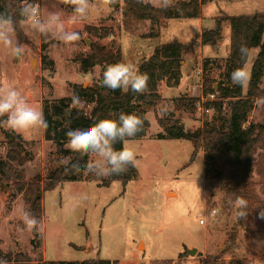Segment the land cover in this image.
Returning <instances> with one entry per match:
<instances>
[{
  "label": "rangeland",
  "instance_id": "rangeland-1",
  "mask_svg": "<svg viewBox=\"0 0 264 264\" xmlns=\"http://www.w3.org/2000/svg\"><path fill=\"white\" fill-rule=\"evenodd\" d=\"M178 1L182 0H174V4ZM94 3L99 6L98 10L75 24L68 22L71 8L60 6L66 11V29L82 34L83 38L74 44L65 45L21 29L25 38L21 43L25 48L21 59L14 58L0 45V85L16 87L44 117L46 113L51 115L48 128L18 133L0 127L1 159H6L10 149L9 134L15 135L25 147L29 159L21 171L26 184L37 175L44 183L56 168L63 166L59 164L61 159L72 158V154L65 152V134L71 129L69 119L55 114L50 107L52 103L76 95L81 104L67 103V107L91 116L96 97L92 93L77 92L75 86L87 90L101 83L107 66L97 65L83 72L77 60L80 55H89L94 43L107 48L120 47L124 62L138 69L140 62L149 58L157 46L174 39L183 43L195 39L194 52L182 62L188 81L176 88L164 80L159 89L162 100L154 105L142 103L150 121L147 135L128 140V146L137 157L136 178L125 188L119 180L103 186L102 181L108 177L84 170L79 173L80 180L65 181L44 190L43 213L37 218L40 232L21 231L24 225L19 209L30 211L25 193L19 192L15 183H7L0 177V247L5 254L23 252L31 264L97 257L114 264H202L206 257L224 249L234 229L237 244L233 253H226L218 264H227L233 254L246 264H264V236L256 238L252 234L259 223L252 219L246 226H238L234 204L225 203L220 189L206 187L207 154L203 151L191 162L193 145L189 140L158 138L165 133L159 119L167 126L183 124L190 131L200 128L205 117L215 120L214 110L205 112L203 109V104L213 99L211 95H204L203 83L210 80L215 89L232 84L231 73L236 67L228 61L230 23L222 22V39L215 45H203L201 35L206 29H213L216 19L224 14L264 13V0H219L203 8L202 23L198 19L172 18L160 24L148 19L126 18L123 14L125 0H116L112 5H105L103 0H94ZM151 4L159 7L158 0H151ZM46 11L42 8V13ZM87 26L112 27L114 33L100 39L87 32ZM258 52L259 49L250 52L246 65L251 76ZM44 57L49 62L45 63ZM260 86L264 88V76ZM244 88L246 91L247 86ZM185 97L199 99L196 110L178 108ZM256 100L250 121L264 123V104H257ZM94 158L95 154H90L89 160ZM254 181L264 201V185L256 166ZM83 195L87 196L86 200L81 199ZM214 210L216 214L212 215ZM200 219L205 223L201 224Z\"/></svg>",
  "mask_w": 264,
  "mask_h": 264
},
{
  "label": "trees",
  "instance_id": "trees-1",
  "mask_svg": "<svg viewBox=\"0 0 264 264\" xmlns=\"http://www.w3.org/2000/svg\"><path fill=\"white\" fill-rule=\"evenodd\" d=\"M219 0H182L178 1L173 8L162 10L151 3H141L140 0H125L123 14L129 19H148L153 23L160 24L168 19H196L201 18L205 5ZM18 0H0V11L10 10L15 13ZM17 19L19 17L17 16ZM228 21L231 27L230 54L228 61L236 68L240 67L242 61L239 48L243 44L247 46L249 52L259 49V52L252 64V76L247 89L233 84L220 85L215 89L214 82L205 80L203 83L204 95H213V99L203 104L205 112L214 110L217 114L215 120L205 117L203 125L195 131L186 130L183 124L167 126L162 119L159 123L164 128V134L158 136L159 139H186L193 145L191 162L199 153L205 152L207 159L205 162L208 171V179L205 185L209 189H220L224 193V201L227 205L234 204L237 196H242L248 202L249 212L246 219H238V226L246 224L255 219L259 227L252 232L256 238L264 236V219H259V211L264 208V201L260 198L254 181L255 166L260 182L264 185V123H253L250 121V113L254 108V102L258 97H264V88L260 86V81L264 76V13L242 15H222L216 19L213 29H206L201 35L202 44L205 46L215 45L222 39V22ZM127 23L126 25H131ZM87 32L104 39L114 33L112 27L87 26ZM17 37L22 43L24 35L21 28L16 29ZM195 39L188 42H180L174 39L172 42L157 46L153 54L143 59L138 67L141 73L149 76L148 90L143 94L134 93L131 90H112L102 85L96 88L84 90L82 86H75L76 91L84 94L92 93L96 97V107L91 116L86 117L80 114L74 107L71 113L68 112L67 103L72 104V98H63L58 103L51 104V110L61 116H67L71 129L86 128L100 119H116L123 112L125 114L135 113L144 119L142 131L137 133L132 139H140L147 135L150 121L146 116V109L142 103L154 105L162 100L159 93V86L164 80L169 86L176 87L180 84L182 77V62L188 54L194 52ZM249 59V58H248ZM80 68L83 72H88L97 65H105L124 62L121 48L113 45L107 48L98 43L91 47L89 55L78 57ZM44 62H49L44 57ZM248 62V60H247ZM220 92L218 96L216 94ZM178 108L196 110L199 99L195 97H185L181 99ZM45 119L48 127L51 115L46 113ZM47 127V128H48ZM10 149L6 159L0 158V177L7 183H15L19 192L25 193V200L31 213L40 218L43 213V191L51 190L65 181L80 180L79 173L87 170L84 165L89 160L90 154L81 155L66 150L67 154H72L71 162L79 163V171H65V166L56 168L50 177L43 183L39 175L35 176L29 184L23 180L21 167L29 159L23 143L13 134H9ZM117 143L115 147L121 148ZM213 163V168H210ZM136 167H129L120 175L109 176L102 181L101 185L109 186L113 181L119 180L124 188L137 176ZM240 211L237 209V212ZM236 230L230 232L227 243L223 250L217 255L206 257L202 264H218L226 253H233V247L237 244ZM231 244V245H229ZM0 260L7 264H31L28 256L23 252H8L5 254L0 247ZM36 264H114L112 261L99 257L84 261H40ZM160 264V263H155ZM227 264H246L244 259L233 257Z\"/></svg>",
  "mask_w": 264,
  "mask_h": 264
},
{
  "label": "clouds",
  "instance_id": "clouds-1",
  "mask_svg": "<svg viewBox=\"0 0 264 264\" xmlns=\"http://www.w3.org/2000/svg\"><path fill=\"white\" fill-rule=\"evenodd\" d=\"M116 0H103L105 5H112ZM141 3H151V0H140ZM71 8L68 22L75 24L87 19L98 10L94 0H18L15 13L10 10L0 11V45L9 50L16 59H21L25 53L20 43L16 29L19 26L25 33L35 34L45 39L51 37L65 45L80 41L83 37L79 31H69L65 27V9ZM159 8L168 10L175 6L174 0H158ZM42 8L47 11L42 13ZM17 16L19 19H17ZM239 54L244 62L231 73L233 85L246 87L251 79L247 70V60L250 52L247 46L241 45ZM149 76L141 73L136 67L125 62L109 64L102 73V85L112 89L131 90L143 94L148 90ZM257 104H264V97H258ZM81 104L79 96L73 95L72 105ZM0 127L14 132H24L33 128H47L48 124L42 111L28 103L20 91L11 85H0ZM144 119L135 113L121 112L116 119H100L86 128L70 129L66 132V148L73 153L85 155L94 153L95 158L88 160L84 167L98 176L109 177L125 173L128 168L137 164L136 153L128 146L129 138L142 131ZM120 143L121 148L115 145ZM65 166V171H79L81 165L63 158L59 161ZM86 200L87 196H81ZM234 206L238 219L248 216V202L242 196H237ZM20 219L24 225L21 231L40 232V221L27 209H19ZM259 219H264V208L259 211ZM259 246V245H258ZM0 264H7L0 260Z\"/></svg>",
  "mask_w": 264,
  "mask_h": 264
},
{
  "label": "crops",
  "instance_id": "crops-1",
  "mask_svg": "<svg viewBox=\"0 0 264 264\" xmlns=\"http://www.w3.org/2000/svg\"><path fill=\"white\" fill-rule=\"evenodd\" d=\"M204 7H206V5ZM196 19L199 20V23H202L203 22V10H202V16H201V18H196ZM230 35H231V32H230ZM229 46H230V42H229ZM181 71L183 73H182V77H181V80H180L179 88H181L183 86V84H185L188 81V79H186V75L184 74V65L182 66ZM163 82H161V83H163ZM176 88H177V86H176ZM159 89H160V86H159Z\"/></svg>",
  "mask_w": 264,
  "mask_h": 264
},
{
  "label": "built area",
  "instance_id": "built-area-1",
  "mask_svg": "<svg viewBox=\"0 0 264 264\" xmlns=\"http://www.w3.org/2000/svg\"><path fill=\"white\" fill-rule=\"evenodd\" d=\"M211 97L213 98L214 96L213 95H211ZM216 214V211L214 210V211H212V215H215ZM200 223L201 224H204L205 223V220L204 219H200ZM258 264V263H257Z\"/></svg>",
  "mask_w": 264,
  "mask_h": 264
},
{
  "label": "water",
  "instance_id": "water-1",
  "mask_svg": "<svg viewBox=\"0 0 264 264\" xmlns=\"http://www.w3.org/2000/svg\"><path fill=\"white\" fill-rule=\"evenodd\" d=\"M69 113H71V110H68Z\"/></svg>",
  "mask_w": 264,
  "mask_h": 264
}]
</instances>
